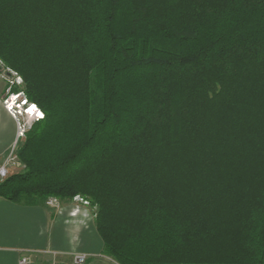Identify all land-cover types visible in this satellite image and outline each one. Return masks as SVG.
<instances>
[{
  "label": "trees",
  "instance_id": "1",
  "mask_svg": "<svg viewBox=\"0 0 264 264\" xmlns=\"http://www.w3.org/2000/svg\"><path fill=\"white\" fill-rule=\"evenodd\" d=\"M0 60L44 113L0 197L87 199L119 264H264V0H0Z\"/></svg>",
  "mask_w": 264,
  "mask_h": 264
},
{
  "label": "crops",
  "instance_id": "2",
  "mask_svg": "<svg viewBox=\"0 0 264 264\" xmlns=\"http://www.w3.org/2000/svg\"><path fill=\"white\" fill-rule=\"evenodd\" d=\"M3 93L0 83V159L18 140L17 122L4 106ZM87 206L74 199L54 210L0 197V264H18L25 254L33 264L71 263L76 252L100 251L103 241Z\"/></svg>",
  "mask_w": 264,
  "mask_h": 264
},
{
  "label": "rangeland",
  "instance_id": "3",
  "mask_svg": "<svg viewBox=\"0 0 264 264\" xmlns=\"http://www.w3.org/2000/svg\"><path fill=\"white\" fill-rule=\"evenodd\" d=\"M17 77H21V76L17 72H15L14 70H12L11 68L7 67L4 64V62L0 60V83H1L2 87H4V89H5V94L3 93V100H4L5 96L7 95V93H9L10 91L16 90V86H20L19 87L20 89L24 86V82H23L22 77H21L22 82L19 85L17 83H15L14 85L9 83V80L18 81ZM22 98H25L23 93H22ZM29 104H31V103H29ZM31 108L28 111L29 115L33 110V106H31ZM34 109H35V107H34ZM35 110H40V109L36 108ZM24 141H25V136L20 138L18 135V140L15 143V145H13V147L11 149H9L3 155V157L0 159V182L12 174L22 173V172L26 171L25 164L18 158V150L23 145ZM50 198H55V196H51ZM73 200H74V198L73 199H63V200L59 199L60 202L67 203V204H68V202H72ZM59 205H60V203H59ZM51 207L54 210H56L55 209L56 206H51ZM87 208L89 209V211H90V213L94 219L93 221H94L95 228H96L95 220H96V214L98 212V208H97V206L92 205L90 202H89V205L87 206ZM90 229H92L91 226H90ZM101 240H102V238H101ZM97 248L98 247H95V249H97ZM97 252L90 254L91 257L89 258L88 262L85 264H119L114 257L107 255L104 252V243H103V248Z\"/></svg>",
  "mask_w": 264,
  "mask_h": 264
},
{
  "label": "built area",
  "instance_id": "4",
  "mask_svg": "<svg viewBox=\"0 0 264 264\" xmlns=\"http://www.w3.org/2000/svg\"><path fill=\"white\" fill-rule=\"evenodd\" d=\"M9 76V75H8ZM17 76V75H16ZM18 81L9 80L10 84L17 83L21 84V77H17ZM12 85V86H13ZM4 106L11 116L17 122L18 135L20 138L24 137L28 129L32 124L44 117V113L41 110H35V114H28V109L31 108L32 104H29L26 98H22V92L10 91L5 96ZM36 109V108H35ZM74 199L78 200L82 204L89 205V201L81 196H76ZM60 203L58 198H49L46 204L49 206H58ZM91 257L90 253L87 252H76L73 255L71 263H59L53 262L52 264H85ZM18 264H33V259L30 255H23L19 259Z\"/></svg>",
  "mask_w": 264,
  "mask_h": 264
},
{
  "label": "bare ground",
  "instance_id": "5",
  "mask_svg": "<svg viewBox=\"0 0 264 264\" xmlns=\"http://www.w3.org/2000/svg\"><path fill=\"white\" fill-rule=\"evenodd\" d=\"M32 109V108H31ZM30 110V108L28 109V111ZM34 111V112H33ZM28 113V112H27ZM30 114H35V109H34V107H33V110H32V112L30 113Z\"/></svg>",
  "mask_w": 264,
  "mask_h": 264
},
{
  "label": "clouds",
  "instance_id": "6",
  "mask_svg": "<svg viewBox=\"0 0 264 264\" xmlns=\"http://www.w3.org/2000/svg\"><path fill=\"white\" fill-rule=\"evenodd\" d=\"M37 106V105H36Z\"/></svg>",
  "mask_w": 264,
  "mask_h": 264
}]
</instances>
